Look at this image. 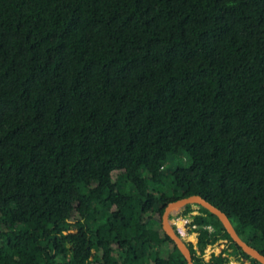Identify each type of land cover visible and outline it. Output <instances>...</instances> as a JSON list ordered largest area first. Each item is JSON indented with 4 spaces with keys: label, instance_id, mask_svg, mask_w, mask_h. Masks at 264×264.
<instances>
[{
    "label": "trees",
    "instance_id": "trees-1",
    "mask_svg": "<svg viewBox=\"0 0 264 264\" xmlns=\"http://www.w3.org/2000/svg\"><path fill=\"white\" fill-rule=\"evenodd\" d=\"M194 194L264 255V0H0V264H186ZM194 206L193 264H261Z\"/></svg>",
    "mask_w": 264,
    "mask_h": 264
},
{
    "label": "water",
    "instance_id": "water-1",
    "mask_svg": "<svg viewBox=\"0 0 264 264\" xmlns=\"http://www.w3.org/2000/svg\"><path fill=\"white\" fill-rule=\"evenodd\" d=\"M189 203H193L195 204V206H203L210 212L215 214L222 222L225 230L228 232L234 243L244 253L248 254L250 257L254 258L261 264H264V255L256 247H254L253 245L245 241L243 238H241L240 235H238L226 213L220 208L210 203L209 201H207L202 196L197 194L189 195L169 202L164 208L161 219V225L164 232L170 237V239L174 242L179 251L183 254L186 260V264H193L190 250L184 238L177 234V232L175 231V228L169 219V215H173L174 213L177 214Z\"/></svg>",
    "mask_w": 264,
    "mask_h": 264
},
{
    "label": "rangeland",
    "instance_id": "rangeland-1",
    "mask_svg": "<svg viewBox=\"0 0 264 264\" xmlns=\"http://www.w3.org/2000/svg\"><path fill=\"white\" fill-rule=\"evenodd\" d=\"M189 162H190V158H189L188 154L183 150L179 151L177 154H169V155H167L164 167L162 169V173L166 177L167 181H170V180L172 181V179H173L172 171L176 167H178L179 165H182V166L188 165ZM194 208L196 209L197 206H194ZM97 214H99V217H96L95 220L91 222V225H93V226H98L105 217L106 213H105V211L102 210V206L98 209ZM173 215H175V213ZM182 237L184 238V240L186 242L187 241H192V242L196 241V233H194V232L193 233H185ZM225 245H226L225 240H219L211 246L212 247L215 246L214 251L218 252L220 247H224ZM209 250H210V248L208 246L205 250V258H208L207 255L209 254ZM230 257H231V259L237 260L238 262H240V260H238L234 255H230ZM240 264H241V262H240Z\"/></svg>",
    "mask_w": 264,
    "mask_h": 264
},
{
    "label": "built area",
    "instance_id": "built-area-1",
    "mask_svg": "<svg viewBox=\"0 0 264 264\" xmlns=\"http://www.w3.org/2000/svg\"><path fill=\"white\" fill-rule=\"evenodd\" d=\"M172 220H173V224L176 225V226L175 225L174 226L176 227V229H177L178 233L180 234V236H183L185 233H187V232H185V228H184V225H185V223L187 221L185 218L178 217L175 214V215H173ZM222 240H225V239H222ZM225 242H226V245L224 247L228 246V242L226 240H225ZM209 246H211V245H209ZM220 248H222V247H220ZM204 258H205V253H204Z\"/></svg>",
    "mask_w": 264,
    "mask_h": 264
},
{
    "label": "crops",
    "instance_id": "crops-1",
    "mask_svg": "<svg viewBox=\"0 0 264 264\" xmlns=\"http://www.w3.org/2000/svg\"><path fill=\"white\" fill-rule=\"evenodd\" d=\"M209 248H210L209 254L207 255L208 258H205V260H208L210 258L211 253H218L217 251H214L215 246H213V247L212 246H209ZM240 262H238L237 260L231 259V257L229 256V260H228V262L226 264H240Z\"/></svg>",
    "mask_w": 264,
    "mask_h": 264
}]
</instances>
